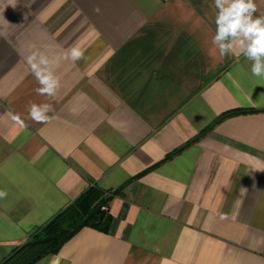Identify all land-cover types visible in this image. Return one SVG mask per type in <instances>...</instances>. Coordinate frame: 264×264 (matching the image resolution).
Wrapping results in <instances>:
<instances>
[{
	"label": "crops",
	"instance_id": "obj_1",
	"mask_svg": "<svg viewBox=\"0 0 264 264\" xmlns=\"http://www.w3.org/2000/svg\"><path fill=\"white\" fill-rule=\"evenodd\" d=\"M213 2L0 0V263L94 186L108 229L33 264H264V78L219 55ZM77 45L39 96L26 56Z\"/></svg>",
	"mask_w": 264,
	"mask_h": 264
},
{
	"label": "clouds",
	"instance_id": "obj_2",
	"mask_svg": "<svg viewBox=\"0 0 264 264\" xmlns=\"http://www.w3.org/2000/svg\"><path fill=\"white\" fill-rule=\"evenodd\" d=\"M213 6L216 9L215 34L211 43L218 48L219 55L243 56L251 64V75L264 78V15H255V0H214ZM84 55L85 49L79 45L73 46L62 56L50 57L45 51H32L26 56V63L39 85L35 92L49 100L54 99L60 88V78L56 70L61 60L67 59L75 63L83 59ZM53 111V105L49 102H32L27 109L28 118L38 124L50 122L52 117L49 113ZM8 115L22 130L27 129L28 125L20 114L9 112ZM246 191L247 189L242 188V192ZM6 195L5 191L0 190V198Z\"/></svg>",
	"mask_w": 264,
	"mask_h": 264
},
{
	"label": "trees",
	"instance_id": "obj_3",
	"mask_svg": "<svg viewBox=\"0 0 264 264\" xmlns=\"http://www.w3.org/2000/svg\"><path fill=\"white\" fill-rule=\"evenodd\" d=\"M104 194L94 186L86 189L27 241L14 248L0 264H33L45 255L56 253L64 242L85 226L107 230L111 216L101 208L106 202Z\"/></svg>",
	"mask_w": 264,
	"mask_h": 264
},
{
	"label": "built area",
	"instance_id": "obj_4",
	"mask_svg": "<svg viewBox=\"0 0 264 264\" xmlns=\"http://www.w3.org/2000/svg\"><path fill=\"white\" fill-rule=\"evenodd\" d=\"M101 208H102L103 210H106V209H107L106 206H102Z\"/></svg>",
	"mask_w": 264,
	"mask_h": 264
}]
</instances>
